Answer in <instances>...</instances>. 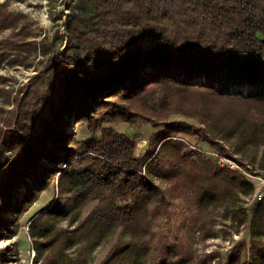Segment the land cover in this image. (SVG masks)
<instances>
[{
	"label": "trees",
	"instance_id": "obj_1",
	"mask_svg": "<svg viewBox=\"0 0 264 264\" xmlns=\"http://www.w3.org/2000/svg\"><path fill=\"white\" fill-rule=\"evenodd\" d=\"M79 4L69 17L66 55L50 60L48 75L42 74L34 83L39 87L27 91L18 104L32 105L33 116L44 100V111L51 115V123L42 128L47 136L38 157L31 155L38 135L21 130L16 111L9 115L17 153L5 177L10 192L4 190V210L19 214L55 173L63 199L43 215L60 209L71 217L68 227L53 234L59 232L60 244L50 264H66L62 251L73 243L91 246L115 230L119 235L108 262L127 256V264H147L143 255L154 249L150 264H177L179 243L166 229L170 200L155 177H174L183 184L193 181L197 186L206 182L198 187L199 199L217 191L229 194L233 184L244 191L253 187L239 172L222 176L219 165L217 180L212 174L204 180L199 170L213 160L196 149L182 150L184 141L172 140L171 133L196 132L213 147L231 139L235 148L227 154L255 150L256 172L264 175V0H79ZM2 6L1 2L0 28L10 25V14ZM17 50L10 39L1 40L0 62ZM63 75L66 79L60 82ZM189 91L201 93L200 100L190 102ZM144 95L149 98L140 105ZM121 98L127 103H119ZM175 111L188 112L204 126L162 123L151 116ZM70 116L77 126H85L87 135L63 130ZM137 116L161 126L149 135L150 143L159 145L156 153L149 144L144 154L135 155L134 136L112 126ZM6 121L2 123L7 125ZM170 150L172 157L166 154ZM89 204L78 220L80 209ZM162 216L164 225L158 222ZM44 219L31 225L34 237L44 239L52 233L53 224L45 225ZM251 225L256 228L253 234H264V197L253 206ZM44 241L39 245H53ZM244 246L233 244L218 264H264L263 245L250 244L245 252Z\"/></svg>",
	"mask_w": 264,
	"mask_h": 264
},
{
	"label": "rangeland",
	"instance_id": "obj_2",
	"mask_svg": "<svg viewBox=\"0 0 264 264\" xmlns=\"http://www.w3.org/2000/svg\"><path fill=\"white\" fill-rule=\"evenodd\" d=\"M1 2L3 10L10 14V25L0 28V41L10 39L18 50L10 55V59L5 58L0 62V215L4 217V221H0V264H50V259H53L60 244L57 236L60 229L68 227L71 214H64L59 209L55 211V215H43L51 210L53 212V209L59 205V200L63 199L57 185L58 175L55 173L49 175L45 186L33 193L29 204L19 214L9 212L8 207L7 211L4 210V193L6 189L10 192V182L5 177L10 173L9 164L15 159L17 153V147L12 146L13 136H10V127L14 125L10 124L9 115L16 111V115L20 114L18 126L21 130H26L23 132L29 130L38 135L37 139H33L31 153V155L34 154V158L38 157L39 148L47 136V131L42 128L47 122L51 123V115L44 111V100L39 103L42 106L39 113L33 116L32 105H26L25 102L20 106L18 104L27 91L32 92L36 86L39 87L34 83L42 74L48 75L45 71L52 66L50 60L56 54L66 55L70 45L67 34L69 17L78 10L80 4L79 0H0ZM56 72L52 78L55 77ZM64 79H66L65 75L59 81ZM200 94L189 91L188 100L199 101ZM142 97L144 100L137 102L140 105L149 98L146 95ZM118 102L127 103L122 101V98ZM151 116L160 119L157 121H163L162 123L182 121L196 128L204 126L196 117L188 115V112H151ZM6 118L9 120L6 121L7 125L2 123V120ZM63 123L62 128L66 133L75 134V136L88 134L85 126H77L73 116L68 117V120ZM112 126L116 130L134 136L135 155L144 154L149 144L155 147V153L159 150V145L150 143L149 135L161 126H155L140 116L133 121H117L112 123ZM3 127H5L4 130ZM174 132L171 133L170 138L184 141L185 146L182 150L196 149L202 152L207 160H213V163H208L199 170L204 180L211 174L217 180L219 170L226 178L233 176L234 172H239L252 183L253 187L249 191H244L233 184L229 194L221 196V191H217L214 193L215 196H211L207 192V196L199 199L198 187L205 186L206 182L197 186L192 184L195 183L193 181L183 184L181 180L174 177H155V183L165 190L170 200L166 229L170 237L179 243L180 259L177 264L221 263L231 246L237 242L245 245L244 252L253 243L264 246V234L260 236L253 234L256 228L252 229L253 225H251L252 209L259 199L256 196L257 191L262 190V198L264 197V175L256 172L259 169L257 159L254 158L255 150L241 149L235 155H228L231 153L227 154V152L235 148L231 139L216 142L218 146L225 148L221 152L216 148L217 145L213 147L208 141L197 137L196 132L189 133L183 129ZM171 152L173 151L170 150L166 154L171 156ZM219 156L231 160L232 167L227 164L220 165ZM41 159L47 162L43 156ZM218 165L227 167L233 172L221 171V167L217 170ZM219 186L221 187L220 184ZM21 190L23 192V189ZM65 202L62 201V203ZM89 207L90 204L80 209L78 220ZM60 212L62 213L59 214ZM38 218H45V225L53 224V231L44 238L45 241L34 237L31 232V225ZM164 219L166 218L162 216L158 222L164 225ZM57 231H59L57 235L53 236ZM118 235V230L110 232L100 242L91 246L82 242L73 243L67 250L62 251L66 264H127L129 261L127 256H123L121 261H107L110 248L114 246L113 243ZM43 241L53 245L40 246L39 244ZM154 254L155 250L150 249L144 253L142 260L150 264Z\"/></svg>",
	"mask_w": 264,
	"mask_h": 264
},
{
	"label": "built area",
	"instance_id": "obj_3",
	"mask_svg": "<svg viewBox=\"0 0 264 264\" xmlns=\"http://www.w3.org/2000/svg\"><path fill=\"white\" fill-rule=\"evenodd\" d=\"M140 151H138V153H139ZM221 156H219V159H218V163H220V165H222V164H227V165H230L231 167H232V161L231 160H229V159H227V158H221ZM262 194H263V192H262V190H258L257 191V193H256V196H257V198H262Z\"/></svg>",
	"mask_w": 264,
	"mask_h": 264
}]
</instances>
